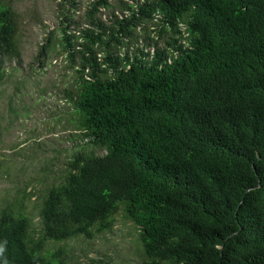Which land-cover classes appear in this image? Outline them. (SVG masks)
Returning a JSON list of instances; mask_svg holds the SVG:
<instances>
[{"label":"trees","instance_id":"obj_1","mask_svg":"<svg viewBox=\"0 0 264 264\" xmlns=\"http://www.w3.org/2000/svg\"><path fill=\"white\" fill-rule=\"evenodd\" d=\"M96 6L84 26L61 6L80 139L62 169L46 162L38 186L0 199V264H101L66 244L119 209L150 264H264V0H139L108 25ZM16 18L0 0V82ZM138 27L154 33L142 48Z\"/></svg>","mask_w":264,"mask_h":264},{"label":"rangeland","instance_id":"obj_2","mask_svg":"<svg viewBox=\"0 0 264 264\" xmlns=\"http://www.w3.org/2000/svg\"><path fill=\"white\" fill-rule=\"evenodd\" d=\"M94 1L74 0L73 4H62L60 0H10L17 17L19 57L4 58L6 73L0 82V117L3 116L0 157L4 159L0 166V199L7 195V202L19 201L20 197L15 199L12 191L15 185L21 189L27 183L38 186L43 174L38 176L37 172L42 164L53 161L54 170L62 169L66 158L63 151L76 148L79 142L77 132L68 121L73 107L66 95L73 92L75 75L65 56L59 53L57 41L59 29L69 26L67 22H70L62 17L61 6L66 8L72 22L84 26L83 17ZM137 1L106 0L107 7L96 6V16L108 25L112 13L120 18L123 4ZM146 27L148 31L153 30L149 23L143 29ZM136 32L140 48L145 36L154 35L146 30L142 32L140 27ZM45 45L48 46L44 48ZM132 50L134 45L128 52ZM10 153L17 155L10 156ZM52 180L56 183V176ZM29 206L32 205L28 203ZM112 221L108 231L96 233L91 239L68 242L71 259L83 263L94 260L101 264H150L141 254L133 225L124 219L120 209Z\"/></svg>","mask_w":264,"mask_h":264}]
</instances>
